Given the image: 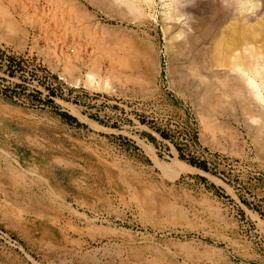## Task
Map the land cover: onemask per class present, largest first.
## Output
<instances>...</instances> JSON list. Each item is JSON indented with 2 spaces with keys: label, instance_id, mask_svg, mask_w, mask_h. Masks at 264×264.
I'll return each instance as SVG.
<instances>
[{
  "label": "rangeland",
  "instance_id": "rangeland-1",
  "mask_svg": "<svg viewBox=\"0 0 264 264\" xmlns=\"http://www.w3.org/2000/svg\"><path fill=\"white\" fill-rule=\"evenodd\" d=\"M151 1L0 0V264H264V142L173 84L182 34L205 74L193 27L252 24L264 0Z\"/></svg>",
  "mask_w": 264,
  "mask_h": 264
},
{
  "label": "bare ground",
  "instance_id": "bare-ground-1",
  "mask_svg": "<svg viewBox=\"0 0 264 264\" xmlns=\"http://www.w3.org/2000/svg\"><path fill=\"white\" fill-rule=\"evenodd\" d=\"M60 1L61 3H70L72 6L77 5L76 7H82L79 5V0ZM83 1L92 8L110 9L115 7L119 12H128L138 17L146 16L143 11L144 7L142 8L143 4L149 5L152 2L151 0ZM238 1L241 9H244L248 3L247 0ZM238 15L243 14L238 12ZM222 21V17L215 20L206 19L204 21L202 20L201 24L193 27V31L196 33L202 32L200 36L201 39L206 40L207 38L212 45L211 50L208 51V61L204 64V69L202 68V71H206L205 74L200 72L201 68H196L197 70L199 69V71H197L188 59V51H190V48H192L191 46L195 44L196 38L188 34L183 35L182 33L184 32L182 31L181 34L183 38L180 39L179 43L175 42V59H177V67L173 73V84L181 91L189 92L192 97L202 98L203 105L212 113H218L221 109L222 111L224 109V112L227 110L230 113L233 111L240 112L247 121L250 130L255 133L256 140L262 143L264 142V114L253 112L251 107L255 99H259L264 103V99L261 96V92L264 93V15L252 24H249L243 16L242 18H235L225 25L218 33V27L222 24ZM176 37L177 36H175V38ZM187 47L190 50L188 49L187 51ZM172 49L174 48L172 47ZM172 56L174 57V55ZM192 57L194 56L192 55ZM85 84L89 87L106 92L112 91V86L107 77L101 79V77L93 71H89L85 74ZM175 168L176 172L189 169L190 166L176 160Z\"/></svg>",
  "mask_w": 264,
  "mask_h": 264
},
{
  "label": "trees",
  "instance_id": "trees-1",
  "mask_svg": "<svg viewBox=\"0 0 264 264\" xmlns=\"http://www.w3.org/2000/svg\"><path fill=\"white\" fill-rule=\"evenodd\" d=\"M64 117L66 118V120L70 121V122H75L76 120L70 116L64 115ZM149 139L153 140V137H151L150 135L147 136ZM190 164L200 170H203L205 172L208 171V168L206 166V164L201 163V162H195V161H191Z\"/></svg>",
  "mask_w": 264,
  "mask_h": 264
},
{
  "label": "built area",
  "instance_id": "built-area-1",
  "mask_svg": "<svg viewBox=\"0 0 264 264\" xmlns=\"http://www.w3.org/2000/svg\"><path fill=\"white\" fill-rule=\"evenodd\" d=\"M4 53H6L5 50H4V48L0 46V56H1L2 54H4ZM4 55H5V54H4ZM95 102L97 103V105L102 103L100 100L95 101ZM104 103H106V102H104Z\"/></svg>",
  "mask_w": 264,
  "mask_h": 264
},
{
  "label": "crops",
  "instance_id": "crops-1",
  "mask_svg": "<svg viewBox=\"0 0 264 264\" xmlns=\"http://www.w3.org/2000/svg\"><path fill=\"white\" fill-rule=\"evenodd\" d=\"M20 155L23 157V154H22V153H21ZM24 158H25V157H24ZM18 159H19V160H22V158H20V157H18ZM22 162H23V160H22Z\"/></svg>",
  "mask_w": 264,
  "mask_h": 264
}]
</instances>
